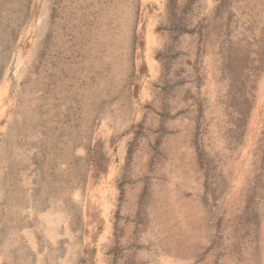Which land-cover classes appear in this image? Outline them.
Returning <instances> with one entry per match:
<instances>
[{
	"label": "rangeland",
	"instance_id": "obj_1",
	"mask_svg": "<svg viewBox=\"0 0 264 264\" xmlns=\"http://www.w3.org/2000/svg\"><path fill=\"white\" fill-rule=\"evenodd\" d=\"M0 264H264V0H0Z\"/></svg>",
	"mask_w": 264,
	"mask_h": 264
}]
</instances>
